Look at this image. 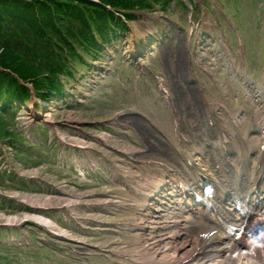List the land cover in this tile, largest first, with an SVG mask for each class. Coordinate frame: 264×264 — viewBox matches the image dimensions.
I'll list each match as a JSON object with an SVG mask.
<instances>
[{
    "label": "rangeland",
    "instance_id": "1",
    "mask_svg": "<svg viewBox=\"0 0 264 264\" xmlns=\"http://www.w3.org/2000/svg\"><path fill=\"white\" fill-rule=\"evenodd\" d=\"M224 1L225 3L231 2V0ZM251 1L254 2L255 0H239V4L243 2V6L239 7V11L236 13L235 17L239 20L242 32L248 41L249 53L246 60L249 71H254L253 79L257 81L260 72L259 68L263 62L264 11L262 12L260 10V12H258V8L254 3L250 4ZM257 1L258 5L261 7L264 6V0ZM208 5L210 6L209 2ZM227 8L231 9L230 6H227ZM229 12H232V10ZM202 13L203 11L200 10L198 12V9L196 10L194 22H197ZM189 14L190 12L189 10L187 11L186 8L173 4L169 17L180 23V26L178 27L175 24H170L167 20H159L157 18L159 17L158 13L148 14L143 17V20L138 19L137 22L128 23L130 30L123 31V37L117 42L119 53H113L114 42L111 44L113 52L111 51V54L108 53V56H105L100 60V62L107 63L110 68V72L104 75L105 78L94 80L90 77H98L100 75L99 72L84 71V80L77 86V89H84L83 92L88 94L90 98L82 107H73L70 105L71 103H68L70 101H68L66 106L61 105L62 107H57V109L54 110L47 109L48 112L41 113L43 117L40 120H37L34 117L36 111L32 108L31 101L26 105V109L22 108L21 110H18L15 117L10 114L0 113V122L7 125L8 128L16 133V146L18 148V150H14V152H9L7 151V147L4 146V151L9 152L7 155L8 160H6L2 154L0 156V166L3 164L2 166L9 167L11 172L15 170L19 177H25V174L28 177H34V181L37 182L33 186H30L27 181H23V185L15 184L16 186L22 187L20 190L10 188L11 185H7L8 187H0V195L3 197H9L12 199L14 194L17 195V197L13 199V203L6 204L7 210H3L0 207V227L17 229L15 232L11 231L7 235V240L21 241L23 237L28 236V228L15 226L22 221L29 219L28 216H32L30 214L34 213L44 214L50 218L49 220L53 223H57L59 228L54 231L58 235L62 236L61 233H65L67 236L65 238L67 239L88 242L89 244L98 245L105 250H113L121 247V243L119 242H124L126 236L129 240L130 235L128 236V234L131 229L130 225L135 223L136 220H140L142 215L145 214V206L142 199L135 202L136 208L133 210L128 208L123 209L126 207V202L120 201L118 205L107 206L106 208L109 212L104 210V215H101L103 209L99 208L85 212V218L87 219L102 217V221L117 222L119 226H117L116 233H114V229H111L113 232L96 236L95 238V235L85 233L79 226L57 222L56 218L58 215L56 210L52 208L60 207L61 202H63L66 197L72 195L79 198L89 197V199L95 201L103 200L102 196H95L97 193L108 191L109 193L113 192L118 195L119 198H126V192L122 191L120 187L114 185L111 181L101 175H94L86 172L84 173L86 176L83 177L79 176L75 169L63 167L64 165L68 166L72 163V157L61 155L64 150L60 147L52 133L53 126H55V128L57 126L62 128V131L68 135L71 141L80 142L84 141L83 137L80 138V134L72 133L70 128L60 127L63 122L71 121L72 123L74 122V124H72L73 126H81L80 124H83V122L101 121L107 118L110 119L114 112L124 110L128 113V118H126L127 121H133L135 124L143 127L145 131H149L152 136L155 135L154 131L145 125L141 119L137 117L131 118L130 111L136 109L147 112L148 114L150 113L159 124L165 125L166 127L170 122L171 114L168 113V110L162 104L163 100L161 98L163 94L160 92V85L156 81V78L159 79L163 76L169 81L172 93L178 98V104L179 107H181L180 110L186 108L187 104L191 105L186 100V96L181 92L179 86L180 83L187 81L190 73V68L187 66V34L194 22H191ZM142 16L139 18H142ZM256 19H260L263 22L260 30L254 29L253 24ZM152 27H156L165 33L162 38L164 42H168V44L162 46L158 50V55L162 57L161 60H157L154 52L152 57L149 56L145 61V64L149 66L148 69L150 70V67L153 69V74L147 72V79L152 84V91H149L146 90L143 85H140L137 81L138 79L136 80L135 68L129 66L126 60L133 62L129 59V52H131L129 50L134 46V42L140 43L145 36H147L145 33H149V30L152 29ZM114 56L116 58H114ZM110 60H112V63H109ZM115 62L119 65L117 68L113 66ZM209 63V66L214 70V74L218 77V82L226 83V93L228 97L231 98V101L235 103L237 97L232 86L234 82L231 79H228L230 76L225 73L224 66L220 61L216 60L214 56H211ZM103 66L106 67V65ZM91 81L96 83L91 85ZM83 83L84 86H82ZM122 84H126L127 91L121 90L123 89L121 87ZM87 86L93 88L94 91L88 93L90 88H87ZM189 89H191V94H195L193 87H189ZM153 91L158 94L159 98V102L155 105L151 102L149 96ZM33 98H35V96H32V99ZM74 102L76 101L74 100ZM57 105L58 104H56V106ZM41 125L45 126L48 132L46 129H43L45 131L42 130L39 132ZM140 135L141 138L145 140V143L139 141V146L142 150H147L152 138L146 136L143 137L141 133ZM126 141H124V145H127ZM136 143L138 144V140H136ZM21 169L25 170V174ZM107 200L110 201V199ZM24 201L28 202L27 205L38 206L39 204L44 206L48 211L30 210L32 207L23 204ZM112 201L115 200H111V202ZM119 212H121V214ZM2 233L6 235L5 230H3ZM37 238L44 240L45 242H50L49 237L42 233H39ZM145 238L146 235L140 234L131 238L132 247L140 248L146 245L147 241L144 240ZM114 242H118V245H115ZM55 243L58 244L57 246L59 248L63 249L60 255L69 258L71 254V257L63 260L58 258L56 254L44 250H13L0 248V264H108L103 257L89 258L88 255L90 252L88 250L78 249L79 255L75 256L73 259V255L70 251L73 247V243L53 240L52 244ZM66 250H69V252H66ZM80 258L84 259L80 260ZM83 261L86 262L84 263Z\"/></svg>",
    "mask_w": 264,
    "mask_h": 264
},
{
    "label": "trees",
    "instance_id": "2",
    "mask_svg": "<svg viewBox=\"0 0 264 264\" xmlns=\"http://www.w3.org/2000/svg\"><path fill=\"white\" fill-rule=\"evenodd\" d=\"M0 0V103L11 110V99L24 103L30 99V85L36 97L46 99L59 86L62 74L70 75L67 63L77 56L75 47L87 52L100 50L94 33L107 42L115 27H124L115 12L127 19L135 11H153L171 0ZM108 6L110 10L106 8ZM0 122V136H13ZM3 181V182H2ZM0 175V184L4 183Z\"/></svg>",
    "mask_w": 264,
    "mask_h": 264
},
{
    "label": "bare ground",
    "instance_id": "3",
    "mask_svg": "<svg viewBox=\"0 0 264 264\" xmlns=\"http://www.w3.org/2000/svg\"><path fill=\"white\" fill-rule=\"evenodd\" d=\"M179 217V216H178ZM176 215L175 217H172L170 219H180L178 218ZM167 218V217H166ZM29 220L36 222L37 224L46 227L48 229L51 230H55L56 227L54 226V224L47 220L46 218H42V217H30ZM196 224V223H193ZM189 225L188 223H182L181 225L178 224L176 226H174L173 228L169 227V226H163L162 224V228H166L168 230L173 231L172 235L169 237V239H173L176 240L177 237L175 236L176 233H178V227H183V234L184 235H188L190 239L187 240L186 243L179 245L174 251L175 254L179 256V254L183 251V249L185 248V252L186 254L189 252V249L191 248V245H195L196 243L198 244V246H202V244L204 243V241L199 239V234L201 233H205L206 229L203 227H200L198 225H192L191 229L186 228V226ZM176 230V232H175ZM203 230V231H202ZM166 235V234H164ZM233 238H230L228 240V242L224 243L223 246H219L216 248V253L213 254L214 259L213 260H205L204 261L198 263L200 260H202L203 258H196L194 260V258L189 261V264H264V240L257 244H253L251 243V247L252 250L249 251H243V248H239V246L243 245L245 242H243V240H232ZM168 241V240H167ZM206 244V243H205ZM217 244H222V242L220 241ZM228 244V245H227ZM225 245H227V247L223 248V251L221 250L222 247H224ZM181 251V252H180ZM184 253V252H182ZM254 254V259H250L251 255ZM177 256V257H178ZM186 258V257H185ZM184 258V259H185ZM152 259V258H151ZM162 261V262H160ZM154 264H182L181 259H177L175 258L173 262H168L165 263V261L163 260H159V259H154L153 262Z\"/></svg>",
    "mask_w": 264,
    "mask_h": 264
}]
</instances>
